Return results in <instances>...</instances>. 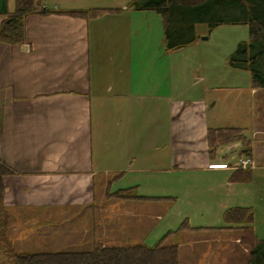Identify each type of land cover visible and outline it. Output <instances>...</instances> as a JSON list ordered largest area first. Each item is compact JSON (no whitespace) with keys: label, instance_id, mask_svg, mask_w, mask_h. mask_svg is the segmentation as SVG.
Listing matches in <instances>:
<instances>
[{"label":"crops","instance_id":"crops-1","mask_svg":"<svg viewBox=\"0 0 264 264\" xmlns=\"http://www.w3.org/2000/svg\"><path fill=\"white\" fill-rule=\"evenodd\" d=\"M40 1L53 11H113L88 20L30 14L22 43L0 42V159L12 170L3 178L7 214L26 216L28 222V214L41 211L90 210L105 232L104 246L108 234L123 231L117 227L124 220L145 231L146 215L156 214L151 204L172 202L180 187L196 186L204 190L198 205L205 200L211 206L200 212L218 215L224 225L215 230L227 235L196 243L215 241L223 248L231 242L240 251L243 245L246 256L240 261L233 256L237 252L226 251L216 263H246L250 247L243 242V228L264 239L259 228L264 225V176L256 172L259 152L252 146L257 136L264 143V89L252 86L247 70L229 69L221 76L210 54L202 57L206 51L198 38L166 50L164 38L160 43L156 36L155 12L130 8L132 0ZM13 9L14 0H0V24ZM223 128L241 129L248 146L235 142L211 155L208 131ZM242 158H252L254 166L236 167ZM245 171L250 181L233 178ZM143 200L148 205L138 206ZM233 208L251 209L252 222L226 223L224 214ZM207 227L196 228L185 216L163 239L214 229ZM173 245L179 252L180 244L163 246ZM207 256L212 258V252ZM207 256L186 257L203 264Z\"/></svg>","mask_w":264,"mask_h":264},{"label":"trees","instance_id":"trees-1","mask_svg":"<svg viewBox=\"0 0 264 264\" xmlns=\"http://www.w3.org/2000/svg\"><path fill=\"white\" fill-rule=\"evenodd\" d=\"M38 0H14V9L0 24V42L20 44L24 41V20L34 13L67 14L83 19H94L113 11L89 9L73 11L46 10L37 5ZM129 7L135 10L154 11L163 24V46L166 50H178L196 40L193 30L196 24H206L210 29L218 25H247L249 40L238 44L228 57L232 68L247 70L252 86L264 89V0H132ZM244 132L238 128L209 129L210 154L235 142L248 146ZM241 172V171H239ZM235 172L234 179L250 181L249 171ZM12 173L0 159V231L7 228V212L3 205V178ZM239 176H245L239 178ZM5 219V220H4ZM224 221L230 224H250L252 212L248 208L229 209ZM243 242L250 247L245 264H264V239L254 236L251 227L243 228ZM10 245V246H9ZM7 253H13L11 264H178L177 246L133 245L129 247L100 246L87 251L19 252L14 253L9 243ZM1 247V246H0Z\"/></svg>","mask_w":264,"mask_h":264},{"label":"rangeland","instance_id":"rangeland-1","mask_svg":"<svg viewBox=\"0 0 264 264\" xmlns=\"http://www.w3.org/2000/svg\"><path fill=\"white\" fill-rule=\"evenodd\" d=\"M92 1V0H87ZM95 1V0H94ZM102 2H107V0H101ZM115 3H121L122 0H112ZM45 9V8H44ZM154 12V11H151ZM155 21H156V36L161 43L162 37V24L161 19L158 14L155 12ZM194 36L198 41L199 46L210 54L209 56L213 58V63H218L220 66L219 71L221 76H224L229 69L232 68L229 64L228 57L233 54L237 49L238 44L241 42H247L249 40V27L247 25H218L213 28H209L206 24H196L193 30ZM205 37V40L202 38ZM162 45V44H161ZM239 70V69H238ZM241 70V69H240ZM249 72V71H248ZM257 122L261 119L260 106H257ZM251 130L249 132V137ZM253 147H256L259 152L258 160L260 165L256 170L257 174L264 176V143H261L262 136H257L252 139ZM263 150V152H262ZM234 151H238L237 148ZM239 162V160H238ZM238 162L236 167H238ZM229 167V164H224ZM226 167V168H227ZM117 187V184L113 186V189ZM98 189V186L96 187ZM204 190L199 188L191 187H180L178 198L174 200H163L153 205L151 210L156 212L155 215H146L150 218L148 226L145 227V231L135 223L132 219L124 220L125 225H120L117 228H121L122 232H118L114 235L115 231L112 232L106 240V245L112 247H129L137 244H146L148 246H155L158 242L162 241L163 237L170 230H175L178 227V224L184 219V217L189 218L191 225L196 228L203 229L204 226H209L207 228L214 229H197L195 231L184 232L180 235H167L163 239L161 245H172L180 244L178 257L180 258L179 264H194L188 262L186 256H197L204 258L208 253L212 252V258L207 256V259L204 260L203 264H217L216 260H222L225 257V252L230 251L237 252V261L241 260L242 257H245L243 253V245H239L241 250L238 249V245L227 242L223 248H219L214 242L211 243H196L197 240H203V237L214 238V237H227L226 234L215 230V227H221L224 225V222L218 215L213 214H202L200 209L202 206L206 208H211L208 206V201H203V204L198 205V202L202 201ZM205 198V197H204ZM4 200V195H3ZM138 206L148 205V203L143 200L138 203ZM169 205V206H168ZM168 208L165 209V207ZM87 210V207H85ZM58 209H53L52 211H41L37 215H27L26 216H6L7 228H3L0 231V264H11L13 253H7V248L9 243L13 249L14 253L19 252H54V251H87L93 249V247H100L102 240L98 222L93 220L99 219V217L94 214L90 215L87 211V214H79V212H72L74 214H63L60 215V212H57ZM79 211V210H77ZM259 211V209H256ZM5 220V219H4ZM114 223V222H113ZM96 224V225H95ZM257 224L256 226H258ZM70 227L72 230L66 231V228ZM91 227V229H90ZM97 227V228H95ZM259 228L264 229V225H261ZM258 228V229H259ZM95 230V231H93ZM257 231V230H256ZM69 232V233H68ZM42 233L44 236H40ZM189 243H196L190 247L186 246ZM224 244V242H222ZM10 246V245H9ZM103 247V246H102ZM6 249V250H5ZM184 256V258H182ZM184 260V261H183ZM183 261V262H182ZM238 263V262H236ZM235 264V263H228ZM245 264V263H244Z\"/></svg>","mask_w":264,"mask_h":264},{"label":"built area","instance_id":"built-area-1","mask_svg":"<svg viewBox=\"0 0 264 264\" xmlns=\"http://www.w3.org/2000/svg\"><path fill=\"white\" fill-rule=\"evenodd\" d=\"M225 166L226 165L221 164V167H225ZM237 166L240 167V168H243V169L244 168H249V167H253L254 166V162L250 158H242V159H239V162H238Z\"/></svg>","mask_w":264,"mask_h":264},{"label":"water","instance_id":"water-1","mask_svg":"<svg viewBox=\"0 0 264 264\" xmlns=\"http://www.w3.org/2000/svg\"><path fill=\"white\" fill-rule=\"evenodd\" d=\"M40 2H41V1H40V0H38V1L36 2V4H37V5H39V4H40ZM205 39H206L205 37H203V38H202V40H205Z\"/></svg>","mask_w":264,"mask_h":264}]
</instances>
